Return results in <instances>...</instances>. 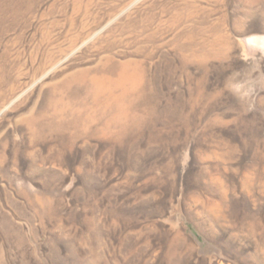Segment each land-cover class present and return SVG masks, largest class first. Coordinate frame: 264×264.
Masks as SVG:
<instances>
[{
	"label": "rangeland",
	"instance_id": "rangeland-1",
	"mask_svg": "<svg viewBox=\"0 0 264 264\" xmlns=\"http://www.w3.org/2000/svg\"><path fill=\"white\" fill-rule=\"evenodd\" d=\"M0 264H264V0H0Z\"/></svg>",
	"mask_w": 264,
	"mask_h": 264
}]
</instances>
